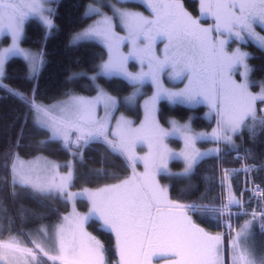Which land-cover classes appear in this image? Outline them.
<instances>
[{"label":"snow or ice","instance_id":"1","mask_svg":"<svg viewBox=\"0 0 264 264\" xmlns=\"http://www.w3.org/2000/svg\"><path fill=\"white\" fill-rule=\"evenodd\" d=\"M144 2L151 9V19L127 8L117 7L115 3L108 5L112 9L109 16L103 12V4H90L85 14H95L100 18L83 32L75 33L70 41L75 45L82 40L99 39L105 44L108 60L89 79L95 81L99 75L123 76L135 89L131 96L125 98L127 103L135 102L145 82L155 85L154 95L144 102V123L139 128H133L131 121L121 116L110 133L111 114L117 108L118 101L99 86L98 94L93 98L73 95L60 105L44 107L3 84L5 64L11 57L22 56L28 62L33 77L45 62L43 52L34 53L19 46L26 20L36 16L49 31L55 25L50 18L53 10L45 7L46 0H0V37L7 34L12 40L9 47L0 48V87L30 104L37 123L51 132V139L62 140L65 147L79 145L81 141L87 144L92 140H103L114 152L124 155L132 166V175L118 184L94 192L85 190V193H73L69 191L71 171L61 175L58 165L43 158L25 161L18 154L13 155L10 164L13 189L17 185L27 186L36 192L58 194L65 200L86 194L90 201L91 207L86 215L76 212L73 206L70 216L63 217L65 224L54 230L55 255H50L40 243L32 241L34 248L50 261L59 264H105L103 244L84 230V223L94 219L101 222L102 231L114 234L119 255L117 264H153L154 259L164 260L165 264H223L222 237L198 227L188 215L189 210L196 212L201 209L169 199L167 189L160 186L156 176L161 173L168 175L167 161L177 158L184 160L185 168L183 172L171 175L177 178L189 176L200 159L208 155L195 149L197 139L207 137L231 144L232 136L238 134L242 127L253 131V126L245 124L246 120L258 121L264 126V114L258 117L256 107L258 101L264 104V86L259 93L249 91L248 74L252 69L245 62L249 54L239 49L229 54L225 49L228 39L220 38L227 36L244 41L247 36L264 49V36L255 30L257 24L264 26V0H200L201 16H210L214 20L210 27H203L199 19L189 14L181 0ZM46 12L48 15H45ZM114 19L119 20L127 35L116 33ZM213 33L217 35L214 37ZM157 39L167 41L162 58L156 55L154 49ZM125 43L131 45L127 54L121 51ZM130 59L140 62L141 71H127L126 65ZM145 65L147 71L143 70ZM238 65L244 68L241 83L232 78ZM166 70L170 78L187 79L185 88L180 91L164 88L160 77ZM78 75L88 74L82 72ZM160 99L181 104L206 102L218 116L217 128L210 136L203 133L193 135L189 125L172 121L171 131H166L155 118L156 104ZM100 105L104 110L102 118L96 114ZM261 111L264 113V109ZM73 132L76 133L74 141ZM174 134L184 140V152H170L164 145V138ZM109 135L113 138L109 139ZM136 141L148 142L147 156L136 155ZM137 160L144 163L143 173L135 171ZM239 203L230 196L228 204L222 208H204L224 215L230 211V205ZM255 216L256 213H253ZM261 216L264 217V213ZM249 227L250 224L246 223L233 237V264H257L250 248L241 246V237L247 238ZM36 259L33 248L21 247L15 237L0 241V264H28L29 260L34 262ZM259 264H264V257L259 259Z\"/></svg>","mask_w":264,"mask_h":264},{"label":"trees","instance_id":"2","mask_svg":"<svg viewBox=\"0 0 264 264\" xmlns=\"http://www.w3.org/2000/svg\"><path fill=\"white\" fill-rule=\"evenodd\" d=\"M94 0H59L52 16L55 27L48 29L41 21L32 20L28 23L22 42L30 47L42 49L44 64L36 76L28 75L27 62L20 56L10 58L6 63L3 84L14 92L22 93L28 100L38 105L53 103L68 96L71 92L93 94L97 87L89 79L90 73L97 70L101 60L107 57L106 48L99 42L83 40L71 44V36L85 26L90 16L86 15L87 7ZM187 5L195 14H199L198 1L186 0ZM137 4V3H133ZM138 5V4H137ZM249 62L252 66V78L264 80V49L250 44ZM86 72L87 76L78 75ZM99 81L113 94L122 98L132 88L128 81L119 76L107 77L99 75ZM257 102V116H261V107ZM161 115L171 114L181 119L188 118L194 110L199 115L194 123L197 127L211 128L213 121L200 115L205 106L191 108L183 104L171 106L165 100L161 102ZM164 118V117H163ZM245 124L253 126V131L243 129L235 135L232 143L223 142L217 155L202 158L193 172L184 178L165 179L171 181V196L200 209L216 208L222 204L224 193L223 170L231 169V187L237 194L243 188L242 163L235 158L237 152L243 153L249 162L258 167L256 181L264 187V126L258 121L246 120ZM254 132V134H253ZM14 154L32 157L46 154L59 160L75 159V173L72 188H98L114 184L125 178L130 166L119 152H114L103 140H92L80 146L73 144L65 147L61 140L50 138L48 129L36 122L34 110L30 104L13 95L8 89L0 87V239L10 237L27 238L30 230L40 223H55L68 210L69 203L59 197L36 192L30 187L11 186L10 162ZM81 155V157H80ZM182 167L179 161L173 162ZM8 165V167H6ZM7 181V182H6ZM245 193L244 206L249 210L264 211V196L260 201ZM256 204V205H255ZM87 202L83 207L87 208ZM240 208V205L236 206ZM195 221L210 232H221V217L212 211H196L192 213ZM248 215L238 214L237 225H241ZM264 225V217L260 221ZM257 223V225H258ZM88 228L105 247L107 263H116L115 250L111 232L102 231L101 223L94 219L88 222ZM229 233L224 234L225 248L228 255ZM257 264L264 257V231L253 225L250 236Z\"/></svg>","mask_w":264,"mask_h":264},{"label":"rangeland","instance_id":"3","mask_svg":"<svg viewBox=\"0 0 264 264\" xmlns=\"http://www.w3.org/2000/svg\"><path fill=\"white\" fill-rule=\"evenodd\" d=\"M59 0H46V4L45 7L46 8H51L53 10V13L51 14L50 18L52 19V16L55 12L56 9V5L57 2ZM198 1V9H199V14L195 15L190 7L187 5L186 0H181V3L183 4L184 9L191 14L194 18L199 19L200 24L203 27H210L213 25L214 20L210 17V16H201V5H200V0ZM110 3H115L117 7H123V8H127L130 11L136 12V13H140L143 14L145 17H148L149 19L153 18L151 9L148 7V5L144 2V0H94L93 2H90V4H103L102 10L103 12H105L106 14H108L109 16L112 15V9L110 6H108ZM133 3H137V4H133ZM88 5V6H89ZM88 10V7H87ZM87 12V11H86ZM45 15H48V13L46 12ZM90 16V20L89 22L83 26L82 28L78 29L77 31H75L72 36L75 33H79V32H83L85 29H87L90 25H92L97 19H99L100 17L98 15L92 14L89 15ZM41 21V20H40ZM114 24L116 25L115 27V31L118 35L120 36H125L127 35V31L126 29L119 23L118 19H114ZM255 30L257 33H259L261 36H264V26L257 24L255 25ZM49 32V30H48ZM217 34L213 33V36L215 37ZM25 36V33L23 32V35L20 38L19 41V46L23 49L29 50L31 52H43L42 49L36 48V47H30L26 44H24L22 42L23 38ZM71 36V38H72ZM222 39H228V44L225 46L226 51L231 54L232 52H234L236 49H239L241 52H245L249 54V57L246 59V64L248 65L249 68L252 69V66L249 62V58L251 55V50L249 45L253 44L259 46L258 42L256 40H254L251 37H247L245 36V40L244 41H240L235 39L234 37L229 38L227 36H222L220 37ZM86 40H93V41H97L99 43H101L107 50V57L103 60H101V62L98 65V68L95 72L90 73V77L93 75H96V73H98L100 71V65L102 63H104L105 61L108 60V49L105 46V44L103 42H101L99 39H86ZM83 41V40H82ZM167 41L164 39H157L155 45H154V49L156 52L157 56H160L161 58L163 57L164 54V48L166 45ZM9 47V46H7ZM6 47V48H7ZM131 49V45L128 43H125L124 45H122L121 47V51L125 54H127ZM21 58H23L22 56H20ZM44 58V57H43ZM24 59V58H23ZM25 60V59H24ZM26 61V60H25ZM27 62V61H26ZM7 63V62H6ZM27 66H28V75L32 77V75L30 74V70H29V65L27 62ZM127 67V71L131 72V73H137L139 71H141V64L138 60H134V59H130L126 65ZM6 70V64H5V68H4V72ZM144 71H147V67L146 65L143 68ZM40 71V70H39ZM244 72V68L241 66H237L233 73H232V78L237 82V83H241L244 80V77L242 75V73ZM38 74V73H37ZM36 74V75H37ZM113 77V76H112ZM124 78L123 76H119ZM125 79V78H124ZM97 86H99V88H103L104 91L106 93H108L109 95L115 97L118 101L117 104V108L112 112L111 114V123L109 125V132L111 133L112 130H114L115 128V124L116 121L122 116L124 117L126 120L131 121V126L133 128H139L141 126V124L144 123L145 120V107H144V102L146 100H149L155 93L156 88L155 85L152 84L151 82H145V84L141 87L140 89V93L136 96L135 102L129 104L126 102L125 98L128 96H131L133 94V92L135 91L134 87L132 86L131 90L129 92H127L125 94V96L119 97L116 94H113L112 92H110L100 81H99V76L96 77V80L93 81ZM160 82L162 84V86L170 91H180L181 89H184L185 86L187 85L188 81L187 79H174V78H170L169 76V72L168 70H166L163 74H161L160 77ZM248 82H249V91L252 93H259L261 91V87L264 86V80L261 79H254L252 78V73L250 72L248 74ZM98 94V88L96 90L95 93L93 94H85V93H79V92H71L68 96L63 97L61 99L56 100L53 103H49V104H44L42 106L44 107H52L53 105H60L62 102L67 101L69 99L70 96H83V97H87V98H93ZM165 100L168 104H170L171 106L176 105V104H181V103H172L167 99H160L157 104H156V111H155V118L157 123L160 125L161 128L165 129L166 131H171L172 125L170 122L175 121L180 125H184L187 124L190 126L191 130H192V134L196 135V134H207L208 136L211 135V133L213 132L214 129L217 128V120H218V116L216 114L215 111H212L209 107V105L206 102H201V103H197V104H183L186 105L188 107L191 108H197L200 105L205 106V109L200 113V115L202 117H204L206 120L208 121H213V126L211 128H207V127H197L194 123L195 118L199 115L196 111H192L189 115L188 118L185 119H181L178 118L176 116H172L171 114H166V112L164 114L161 115V111H162V107H161V102ZM257 106V105H256ZM264 109V105L261 107V110ZM262 112V111H261ZM97 117L102 118L104 116V110H103V105H100L97 107ZM264 114V113H262ZM164 117V118H163ZM37 122V121H36ZM246 122V121H245ZM243 129V127L241 128V130ZM240 130V131H241ZM50 132V131H49ZM236 135V134H235ZM235 135L232 136V139L235 137ZM50 137H51V132H50ZM113 137L111 135H109V139H112ZM76 139V133L73 132L72 133V140L74 141ZM61 142L63 143V141L61 140ZM224 141L220 140V141H216L210 138H203V139H197L195 141L194 147L196 150H198L201 153H208V155H205L203 158L207 157V156H211V155H217L219 154L220 150L222 149V143ZM83 141L80 142L79 145H75V146H80L82 145ZM164 145H166L167 149L170 152L173 153H181L185 151V143L184 140L178 135V134H174V135H170V136H166L163 140ZM64 144V143H63ZM71 145V144H70ZM210 149H219L218 152H209ZM134 150L135 153L138 157H144L147 156L149 153V147H148V142L147 141H136L135 142V146H134ZM19 157L22 160L25 161H34L36 160L38 157L43 158L44 161L47 162H51L53 164H56L59 166V173L61 175H65L67 174L68 171L72 172V181H71V185L69 187V191L73 192V193H85V190L88 191H97L99 188H90V187H83V188H79V189H74L72 188V183H73V179H74V173H75V159L71 158L68 160H59L56 159L54 157H51L49 155L46 154H37L35 156L32 157H23L20 156ZM81 157V155H80ZM13 158V157H12ZM241 159V157H239ZM127 160V159H126ZM201 160V159H200ZM175 161H179L182 163V167H177L173 164V162ZM129 162V161H128ZM11 164V162H10ZM129 166H130V171L129 174L121 179H127L128 177H130L132 175V166L130 165L129 162ZM167 166H168V175L166 174H157L156 176V180L158 181V183L160 184L161 187H164L167 189L168 192V197L170 198V188H171V181L165 180V179H176V176L171 175V174H177V173H181L183 172L184 168H185V163L184 160L182 158H177V159H169L167 161ZM196 166V165H195ZM254 169L256 171V174L258 172V167L257 165H255L253 163ZM135 171L137 173H143L145 171L144 168V163L141 160H137L135 162ZM195 169V167H194ZM193 169V170H194ZM223 187H222V192L224 193L223 199H222V204L219 207L216 208H222L224 205L228 204L229 201V197L232 196L235 199H237V197L234 194V191L231 187V180H230V175L232 173L231 169H224L223 170ZM227 173V175H226ZM246 181L245 183H248L247 186L249 185V183H252V181L245 176ZM255 182L256 181V177H254L253 179ZM120 181V182H121ZM119 182V183H120ZM241 192H246L244 189L241 190ZM44 194V193H43ZM252 194V193H251ZM249 194L248 197L249 199H252V195ZM47 195H51L53 197H59L62 200H65L62 196L58 195V194H47ZM258 198V201L261 200L262 196L256 197ZM245 199V196H244ZM243 198L241 199V197L239 198L240 203L237 205H242L241 209H240V214H244V215H248V218L241 223V225L239 226H234L233 227V223L234 220L236 219L237 222V215L239 214L238 211L233 212V211H229L227 213H225L224 215H220L221 220H223L221 222V224L223 225V230L225 232L229 233V251H228V257H227V262L228 264H233V256H234V251L232 248V243H233V237L236 236L237 232H239L242 227L246 224L249 223L250 227L247 231L246 234V239L244 236L241 237V246H247L250 248V250L255 254V250L253 247V243L252 240H250V236L253 232V225L258 226V228L262 231H264V225L258 221H260V216L261 213H264V211H258V210H246V208L244 207L245 204V200H243ZM69 203V208L68 210H66V212H64V214L62 215V217L55 223H47V222H42L40 223L35 229L30 230L29 236L27 238H22L20 237H15L19 242H20V246L21 247H27V248H33V250L36 252V261H28V264H59V262H53L48 260L47 257L43 256L42 253H40L38 250H36L34 248V245L32 243L33 240H35L37 243H40L41 246L50 253V255H55L56 252L54 250L53 247V233L54 230L62 225L65 224V221L63 220V217L65 216H70V214L73 211V206L75 207L76 212L80 213L81 215H86L89 211V208L91 207L90 201L87 199L86 194L82 195V196H76L73 198V200H66ZM223 201L225 204H223ZM87 202V208L83 207L84 203ZM256 205V204H255ZM236 207V205L232 204L230 205V209H232L233 207ZM236 213L237 215L234 216L233 214ZM253 213H256L255 218L253 217ZM91 220V219H90ZM88 220L87 222L84 223V230L87 233H90V230L88 228V222L90 221ZM258 223V225H257ZM228 225L232 226V227H228ZM40 229H45V232H41L39 231ZM89 230V232H88ZM14 237V236H13ZM9 239H0V241H7ZM225 240V239H224ZM225 243V242H224ZM226 250V249H225ZM227 254V252H226ZM18 255V254H17ZM256 257V256H255ZM10 260H12V257H9ZM154 264V263H153Z\"/></svg>","mask_w":264,"mask_h":264},{"label":"crops","instance_id":"4","mask_svg":"<svg viewBox=\"0 0 264 264\" xmlns=\"http://www.w3.org/2000/svg\"><path fill=\"white\" fill-rule=\"evenodd\" d=\"M231 182V181H230ZM119 183V182H118ZM118 183H116V184H118ZM109 186V185H108ZM104 187H106V186H103V187H100L99 189H101V188H104ZM169 193H170V191H169ZM234 194H235V196L237 197V200H239V195H237L235 192H234ZM170 198H171V200H173V201H175V202H177V203H180V204H184V205H189V204H187V203H182L181 201H179V200H176V199H174L172 196H171V193H170ZM223 204H225L224 203V201H223ZM234 205H237V204H234ZM192 213H194L193 211H191V210H189L188 211V215L191 217V219H192V221H193V223H195L198 227H200V228H202V229H204L206 232H208L209 234H211V235H219V236H221L222 237V244H221V249H222V262H223V264H228V262H227V254H226V248H225V238H224V234H226V232L225 231H221V232H217V233H213V232H210L209 230H207V229H205L203 226H201L200 224H198L196 221H195V219L193 218V216H192ZM88 232H89V230H88ZM89 234H91L92 236H94V237H96L95 235H93L91 232L89 233ZM97 239V238H96ZM98 240V239H97ZM104 255H105V251H104ZM153 263L154 264H165V261L164 260H155L154 259V261H153ZM105 264H107V261H106V255H105Z\"/></svg>","mask_w":264,"mask_h":264},{"label":"flooded vegetation","instance_id":"5","mask_svg":"<svg viewBox=\"0 0 264 264\" xmlns=\"http://www.w3.org/2000/svg\"><path fill=\"white\" fill-rule=\"evenodd\" d=\"M32 20L40 21V19H39L38 17H36V16H32V17H30L28 20H26V22H25V24H24V32H25V30H26V28H27L28 23L31 22ZM19 41H20V40H19ZM11 43H12V40H11V36H10V35H7V34H6L5 36L0 37V48H6L7 46H10ZM13 57H16V56H13ZM11 58H12V57H11ZM112 234H113V233H112ZM113 236H114V234H113ZM97 239L103 244V242H102L99 238H97ZM113 240H114V241H113V244H114L115 250H116V252H117V249H116V242H115V236H114V239H113ZM103 246H104V244H103ZM104 251H105V247H104ZM118 259H119V255H118V252H117V259H116V263H115V264H117Z\"/></svg>","mask_w":264,"mask_h":264},{"label":"bare ground","instance_id":"6","mask_svg":"<svg viewBox=\"0 0 264 264\" xmlns=\"http://www.w3.org/2000/svg\"><path fill=\"white\" fill-rule=\"evenodd\" d=\"M246 179L247 178H245V176H243V188L242 189H244L246 192H241V193H243V195L245 196V193H249V194H251L252 195V197H254L255 199H258V198H256L254 195H253V193L254 194H259L260 196H264V187H263V185H261L260 183H258V184H260L261 186H262V190L259 192V191H257L255 188H254V185H252V183H249V185L247 186V184L248 183H245V181H246ZM260 196H259V198H260Z\"/></svg>","mask_w":264,"mask_h":264},{"label":"built area","instance_id":"7","mask_svg":"<svg viewBox=\"0 0 264 264\" xmlns=\"http://www.w3.org/2000/svg\"><path fill=\"white\" fill-rule=\"evenodd\" d=\"M244 169H245V173H247V174H252L253 171H254V166L251 165V164H245ZM254 188H255L257 191H259V192L262 190V186H261L260 184H258V183L254 184ZM253 195H254L255 197L260 196L259 194H254V193H253Z\"/></svg>","mask_w":264,"mask_h":264}]
</instances>
